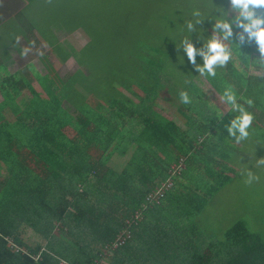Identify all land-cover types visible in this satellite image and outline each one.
<instances>
[{
	"label": "trees",
	"instance_id": "1",
	"mask_svg": "<svg viewBox=\"0 0 264 264\" xmlns=\"http://www.w3.org/2000/svg\"><path fill=\"white\" fill-rule=\"evenodd\" d=\"M117 4L113 16L118 14L121 20L114 22L111 32L106 28L111 19H105L104 29L97 30L85 17L59 18V23L89 34L78 58L87 72L77 69L63 79L48 62L44 74L28 64L43 94L25 74L8 73L0 78V168L7 169V175L0 178V264H60V257L77 264L100 261L101 248L111 246L137 210L141 218L128 225L130 237L118 248L108 249L109 264H264V234L250 230L243 220L228 227L221 241L204 247L195 242L196 223L185 225L232 176L224 173L226 159L220 167L215 157L223 146L215 130L222 125L216 123V112L209 111L210 103L194 80L195 68L183 77L185 67L176 64L183 50L177 48L185 37H192L196 47H202L221 15L216 9L227 11L230 0H118ZM197 10L202 23L190 33L186 22H195L192 13ZM18 20L19 26L31 30L29 22ZM130 24L145 33L136 35L133 48L127 47ZM233 30L242 31L235 26ZM162 39L167 40V49ZM233 39L239 43L238 38ZM119 42L125 45L118 46ZM231 48L233 60L217 68L215 78H204L221 99L225 89L231 88L254 116L251 129L263 131L264 75L248 73L247 65L240 63L243 55L258 59V46L252 41L243 44L241 52L236 44ZM53 49L62 53L59 45ZM174 50L179 52L173 54ZM118 58L117 66L107 65ZM197 63L202 65L203 58L197 56ZM180 80L183 83L177 84ZM133 87L145 95L140 97ZM163 89L179 99V93L187 91L191 103L178 106L185 128L154 110ZM24 91L30 94L27 100L22 97ZM124 92L139 102L134 103ZM96 100L100 104L94 107ZM247 100H252L251 106ZM65 102L75 115L65 109ZM6 110L13 119L7 117ZM236 115L239 113L230 107L222 118L235 119ZM262 135L257 134L258 139L264 138ZM228 140L235 143L231 137ZM132 144L125 165L120 169L108 165L111 155H125ZM181 159L185 165L179 175L190 178L192 171L196 174L193 182L187 184L174 176L173 187L166 189L159 202L147 201V195L173 177L171 164ZM232 169L226 165V170ZM205 179L211 182L204 183ZM27 228L46 239V248L38 258L35 254L40 244L28 252L14 250L16 245H25L18 237L20 229L30 238L34 236ZM10 235L15 246L9 245L6 237ZM92 239L99 240L95 248L90 245ZM63 244L77 246V250L57 249Z\"/></svg>",
	"mask_w": 264,
	"mask_h": 264
},
{
	"label": "rangeland",
	"instance_id": "2",
	"mask_svg": "<svg viewBox=\"0 0 264 264\" xmlns=\"http://www.w3.org/2000/svg\"><path fill=\"white\" fill-rule=\"evenodd\" d=\"M117 3L118 0H52L50 4L47 3L46 0H0V60H2L0 64V78L8 73L25 74L31 81L34 89L38 93L43 94L42 88L39 86L38 79L32 69L26 67L28 64H31L38 73L44 74L47 70L46 62H48L51 64L54 72L63 79L73 74L77 69L87 72L88 69L79 64L78 58L81 56L83 48L90 40L89 34L82 28H69L59 23V18H63L64 20L66 18L76 19L78 17H85L89 25L97 30H100V28L103 30L104 20L111 19L106 25L107 32H111L115 29L114 22L116 20H121L120 15L117 14L116 17L113 16L115 14L113 9L118 6ZM20 11V16L17 20H14V16ZM99 17H101V20H99ZM19 18L30 23V31L27 27L23 28L19 26ZM128 29L131 31L128 32V37L131 39L127 47L133 48L138 39L136 35L140 37L141 34L145 35V33H143L144 30L136 24H130ZM167 35L166 29V39ZM17 37H19V42H17ZM143 37L145 38V36ZM161 41L165 43V48L167 49V40L162 39ZM114 44L115 41L112 42V45ZM55 45H59L60 48H62V53H57L53 49ZM119 45H125V43L119 42L118 46ZM24 48H30L26 56L22 55ZM64 52H66V54H64ZM178 52V50H174L172 53L177 54ZM64 55H66V59L62 60V56ZM181 55L183 56H179L180 58L176 59V64L185 67V72H183L182 75L186 77V73L191 72L194 66L188 61L186 53L183 52ZM255 55L260 58V53ZM119 61L118 58L117 60L108 62L107 65L115 67ZM248 73L261 74L257 72L254 67L251 71H248ZM194 80L203 93V97L210 103L209 106L212 109L209 111H213L214 109L216 112L213 116V118L218 117L216 123L222 125L218 130H215L218 133L217 138L221 140L223 145L222 149L215 154V157L220 167H223L221 166L222 162L226 159L225 162L227 163H223L225 164L223 170L225 174H230L232 178L213 196L208 197V202L202 212L196 216L187 218L185 220V225L189 227L190 223H196L195 242L197 245H202L201 247H204V245L210 242L221 241L226 229L239 220L245 221L250 230L264 234V165L257 166L256 164L258 159H264V138L258 139L257 136V134H259L260 137L262 134L264 135V130H256V133L251 127L249 129V138L239 145L228 140L230 136L227 132L226 125H230L232 118L223 119L222 117L226 116L230 107L223 102L221 97L205 78L199 76V73H197ZM176 83L182 84L183 81L180 80ZM166 84H169V82H166ZM133 90L136 91L140 97L145 95L144 92L135 87H133ZM124 93L134 103L139 102V99L133 97V95L126 92ZM22 97L27 100L30 98V94L24 91ZM1 101L2 95L0 92V102ZM181 103V100L173 92L163 89L158 93L153 107L162 118L175 120L179 126L185 128L184 118L178 112V106ZM99 104L97 100L93 103L94 107ZM64 107L71 115L76 114L68 103L65 102ZM5 113L8 118L13 119L9 110H6ZM197 141L200 142V139H197ZM233 143L234 146H225V144L233 145ZM134 145L135 144H132L129 147V151L125 155L117 153L111 155L107 162L108 165L115 169H120L130 158ZM222 151L228 153L226 155L227 158L226 156L220 155ZM197 164L204 167L202 162H197ZM184 165V162L177 163L175 161L171 164L172 170L170 169V173H172L173 177L169 182H172V187L174 176L179 175ZM226 165L230 167V169L233 168L232 171L226 170ZM249 170H251L254 175L259 176V181H254L251 185L246 183ZM190 173V178L179 175V180L191 184L193 177H195V173H192V171H190ZM197 173H199V171H197ZM6 175L7 169L4 167L0 168V178ZM203 182L208 183L211 182V180L207 181L205 179ZM142 207H145V203L142 204ZM182 225L184 224L182 223ZM27 229L30 234L35 235L34 229ZM21 237L28 245H33V241L29 238L30 236L28 233L27 235L22 234ZM79 239L82 241V236H79L78 240ZM98 243L99 240L95 241L92 239L90 245L95 248ZM62 247L74 251L77 250V246L70 247L64 244L59 246V248L57 247V249ZM18 249L21 251L24 250V248L15 246L14 250L19 251ZM108 249L111 248H109V246H105L103 249L101 248L100 261L93 259V262L96 261L98 264H109L111 256L110 250ZM68 253L77 256L74 252L68 251ZM83 255L85 254L83 253ZM80 257H82V255Z\"/></svg>",
	"mask_w": 264,
	"mask_h": 264
},
{
	"label": "clouds",
	"instance_id": "3",
	"mask_svg": "<svg viewBox=\"0 0 264 264\" xmlns=\"http://www.w3.org/2000/svg\"><path fill=\"white\" fill-rule=\"evenodd\" d=\"M46 2L50 4L52 0H46ZM216 10L221 15L214 20L212 33L203 41L202 47L197 48L192 37H185L177 49H182L186 53L188 61L194 66L199 76L215 78L216 69L226 67L233 60L232 44H236L241 52L243 44L255 41L260 58L252 60L249 56L243 55L240 63L246 64L248 71H251L254 66L257 72L264 74V0H230V8L227 11L223 8ZM231 13H235V15L231 16ZM192 15L196 18L195 22L191 20L186 22L187 30L190 33L196 31V24L202 23L199 19L201 16L199 10L194 11ZM234 26L242 31L234 33ZM234 37L238 38L239 43L234 42ZM17 42H19V37H17ZM29 51L30 48H24L22 55L26 56ZM197 56L203 58L202 65L197 63ZM179 96L183 104L191 103L187 91H181ZM222 100L232 108L233 112L239 113L230 122V125H226V128L235 143L241 144L249 138V129L253 124L254 116L243 103L238 101L231 88L225 89ZM245 103L251 106L253 102L247 100ZM256 164L257 166L264 165V159H258ZM254 181H259V176L249 170L246 183L251 185Z\"/></svg>",
	"mask_w": 264,
	"mask_h": 264
},
{
	"label": "built area",
	"instance_id": "4",
	"mask_svg": "<svg viewBox=\"0 0 264 264\" xmlns=\"http://www.w3.org/2000/svg\"><path fill=\"white\" fill-rule=\"evenodd\" d=\"M180 162H184V160L181 159ZM170 179L171 177L163 181L153 192L147 195L146 200L149 202H153V201L159 202L161 197L164 196L166 189L170 188L172 185V182H169ZM139 219H140V212L137 210L135 211L134 214L130 216V219L126 220L125 223L127 224V226L123 230H121V232L115 237V239L111 242V246H109V248L115 249L118 248L120 245H123L125 241L130 237V229L128 228V225H130L132 222L138 221ZM35 258H38V256H35ZM62 264H72V263L62 262ZM91 264H98V262L95 261Z\"/></svg>",
	"mask_w": 264,
	"mask_h": 264
},
{
	"label": "crops",
	"instance_id": "5",
	"mask_svg": "<svg viewBox=\"0 0 264 264\" xmlns=\"http://www.w3.org/2000/svg\"><path fill=\"white\" fill-rule=\"evenodd\" d=\"M253 74H255V73H253ZM227 105V104H226ZM227 114H229V111L227 112ZM226 114V115H227ZM232 119H234L233 117H232ZM20 230H22V231H20V232H18V237L25 243V245H23L22 246V248H24V250L25 251H29L28 250V248L29 249H34V248H37L38 246H39V244L40 245H42V247L40 248V251L37 253V254H35L36 256H38V257H40V252L41 251H44L45 250V248H46V244H45V238L43 237V236H41V239L37 236V234L35 233V235L34 236H32L30 239L33 241V245L32 246H30V245H28L25 241H24V239L21 237V235L22 234H25V235H27V233H25L23 230H25V229H20ZM12 235H14V234H12ZM12 235H10V237L9 236H7L6 238H7V240L9 241V245H13V246H15L16 244H15V241L13 240V237H12ZM12 238V239H11ZM15 244V245H14ZM17 246V245H16ZM59 261H60V264H62V262H68V263H72V262H70V261H68V259L67 258H65V257H60L59 258ZM72 264H77V263H72Z\"/></svg>",
	"mask_w": 264,
	"mask_h": 264
}]
</instances>
